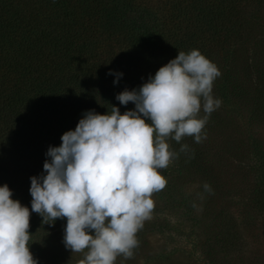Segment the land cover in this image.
<instances>
[{
    "label": "trees",
    "instance_id": "trees-1",
    "mask_svg": "<svg viewBox=\"0 0 264 264\" xmlns=\"http://www.w3.org/2000/svg\"><path fill=\"white\" fill-rule=\"evenodd\" d=\"M262 45L264 0H0V184L7 183L12 198L29 208V250L38 264H57L61 257L68 263L74 255L63 243L66 218L50 225L31 212L30 177L43 173L49 146H59L87 110L134 108L131 102L120 105L115 95L138 89L178 51L192 49L221 73L214 98H239L247 117L257 121L264 116ZM110 69L123 73L115 85ZM217 113L209 115L200 143L169 138L178 156L171 162L173 180L164 188L166 200L183 204L186 213L201 205V223L216 228L215 235L197 242L209 264H223L221 255L234 262L249 246L243 234L248 223L218 203L229 196L228 184L234 185L221 176L250 158L245 167L254 177L251 197L264 205V145L246 141L233 157L235 140H218L223 114ZM181 144L189 146L187 153L179 151ZM180 181L197 184L194 197L171 192Z\"/></svg>",
    "mask_w": 264,
    "mask_h": 264
},
{
    "label": "clouds",
    "instance_id": "clouds-1",
    "mask_svg": "<svg viewBox=\"0 0 264 264\" xmlns=\"http://www.w3.org/2000/svg\"><path fill=\"white\" fill-rule=\"evenodd\" d=\"M108 74L114 85L123 76L111 69ZM220 75L199 50L178 51L138 89L115 95L120 105L134 108L87 110L59 146L48 147L43 173L30 177L31 212L50 225L66 218L63 243L84 253L79 264L133 256L136 234L151 218L152 194L167 184L161 171L178 156L166 141L206 138L202 130L221 104L212 93ZM179 151L187 153L189 146L181 144ZM29 217L8 184H0V264H38L29 250Z\"/></svg>",
    "mask_w": 264,
    "mask_h": 264
},
{
    "label": "rangeland",
    "instance_id": "rangeland-1",
    "mask_svg": "<svg viewBox=\"0 0 264 264\" xmlns=\"http://www.w3.org/2000/svg\"><path fill=\"white\" fill-rule=\"evenodd\" d=\"M261 48L264 52V45ZM237 68L241 69L240 63ZM252 90L248 85V91ZM232 96L225 97V94H219L215 97L221 100L220 107L216 110L223 114V116L219 114L223 120V129L217 130L218 133H222L218 140L224 142L223 139L226 137L235 140L234 148L231 149L233 153L231 155L234 157L238 154L236 150L247 146L248 141H258L259 145H264V116L257 121L251 120L246 115V102ZM166 142L171 144L169 139ZM250 161V158L244 159L243 165H238L241 167L240 169L230 168L223 174V177L221 176L224 182H229L230 179L234 185L228 184L226 189L230 190L229 196H224L218 203L221 207H228L230 215L236 214L244 224L248 223L243 234L249 244L246 255L237 257L238 259L234 262L230 257L224 259V255H221V258L218 257L219 260H223V264H264V208L261 209L264 205L260 199L253 201V197H251V183L254 177L251 171L245 167ZM171 162L166 169L161 171L167 181L173 180L174 177L175 169ZM182 182L177 183V188H173L171 192L175 193L177 190L178 196L185 199L190 195L194 197L197 184L194 181L184 184ZM179 187L182 189L180 190ZM167 196L166 190L152 194L154 208L151 218L144 222L143 228L137 233L143 234V236L137 238L138 246L133 249V256L130 259L118 256L115 264H209L204 259L201 245H198L197 242L201 243L206 238L215 235L216 228L208 229L205 223H201L205 220L201 205H195L194 210H191V215L186 213V206L183 204L168 202ZM199 202L202 201L199 200ZM191 219L195 221L198 219L199 223L193 226ZM184 234L188 236L185 237ZM83 257L84 253L74 252L73 258L68 263L61 257L57 264H79Z\"/></svg>",
    "mask_w": 264,
    "mask_h": 264
}]
</instances>
